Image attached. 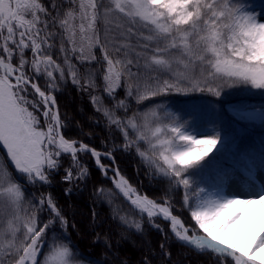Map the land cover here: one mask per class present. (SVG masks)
<instances>
[{"label":"snow or ice","instance_id":"6c2138e0","mask_svg":"<svg viewBox=\"0 0 264 264\" xmlns=\"http://www.w3.org/2000/svg\"><path fill=\"white\" fill-rule=\"evenodd\" d=\"M69 83L103 121L102 147L66 135L57 93ZM231 90L264 94V0H0V264H129L121 243L145 225L161 241L145 240L139 264H180L173 244L183 264H264V137L248 136L264 106L226 103ZM89 160L112 185L93 204L123 229L115 243L96 231L92 207L98 255L72 240L52 191L86 188ZM145 180L167 187L153 197ZM233 180L248 191H226Z\"/></svg>","mask_w":264,"mask_h":264},{"label":"trees","instance_id":"16d2710c","mask_svg":"<svg viewBox=\"0 0 264 264\" xmlns=\"http://www.w3.org/2000/svg\"><path fill=\"white\" fill-rule=\"evenodd\" d=\"M257 3H260L261 0H256ZM83 71V69H81ZM199 96L200 94H196ZM159 99V98H154ZM176 103H184L188 98L186 97H173ZM246 102H259L264 101V98L259 96L247 95L245 96L244 92L238 90H231L230 94L225 97L226 103H235L238 101ZM57 101L60 106L62 113H66L68 119L71 120V124L65 129L66 135L72 136L77 139H83L85 142L91 143L93 146L102 147L101 141L108 137V132L103 126V121L100 122L99 126L93 123V113L94 109L89 101L87 94H81L78 92L70 83L61 89L57 93ZM151 101H144V107L141 111H146L147 108L152 107ZM92 118V119H90ZM79 125L83 128L85 133L91 132L92 138L89 140L87 136L80 137L79 135ZM264 137V131L254 134V136H249L250 140H258L259 138ZM120 167L124 170L125 174L132 177L133 179L137 176V170L139 168V160L136 157H129L127 154L121 155L119 157ZM89 167L92 171V176L86 188H83L82 191H76L73 195L65 197L63 193V188L66 185L58 184L54 186L53 195L59 201V203L67 208L68 215L71 220L77 224V229L70 232L72 240L79 245L81 251L89 255H98L101 251L99 246H93L92 240V228L91 216H92V207H95L97 213H99L100 219L103 221V226L97 228L96 231L107 232L111 229L113 236V243L119 239L118 233L123 229H120L116 224L110 219L111 212L107 203H96L93 204L92 193L94 187H99L101 182H103V187L112 188L110 182L103 175L99 174L96 170L94 161L89 160ZM161 187H167L166 185H157L155 183L148 184L147 180L144 181V185L141 188V191H147V194L153 197L162 195L161 192L156 191V189ZM204 187V185H201ZM183 193L176 195L175 199H182ZM115 203L121 204L120 198L115 200ZM122 208L126 206L121 204ZM178 210L179 205L176 206ZM139 219V217H136ZM145 240L150 241L154 247L159 246L161 241V236L154 229L145 225L144 235L130 233L129 238L126 242L121 243L120 255L122 258H126L129 261V264H139V260L143 255V248L145 247ZM173 253V259L178 260L180 264H183V258L178 255V252H187L186 249H180L179 245L173 244L171 247ZM95 258V256H94ZM192 264H203V257L196 256L195 254H190L189 256Z\"/></svg>","mask_w":264,"mask_h":264},{"label":"rangeland","instance_id":"374dc122","mask_svg":"<svg viewBox=\"0 0 264 264\" xmlns=\"http://www.w3.org/2000/svg\"><path fill=\"white\" fill-rule=\"evenodd\" d=\"M247 95L259 96L261 98H264V94H261L258 90H252V93H245V96ZM247 103L255 105L257 107L264 106V101L247 102ZM261 131H264V127L257 125L251 130L248 136H254L255 133L258 134ZM225 190L229 192H240V193H246L248 191L247 189L244 188L243 184L240 183L239 180H233L231 181V183L225 185Z\"/></svg>","mask_w":264,"mask_h":264}]
</instances>
